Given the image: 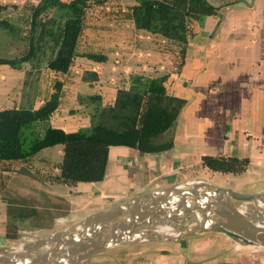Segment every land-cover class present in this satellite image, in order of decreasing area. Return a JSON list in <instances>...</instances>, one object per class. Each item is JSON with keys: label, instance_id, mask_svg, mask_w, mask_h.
Wrapping results in <instances>:
<instances>
[{"label": "crops", "instance_id": "obj_1", "mask_svg": "<svg viewBox=\"0 0 264 264\" xmlns=\"http://www.w3.org/2000/svg\"><path fill=\"white\" fill-rule=\"evenodd\" d=\"M134 1L111 0L105 8ZM207 2L213 10L194 21L182 51L130 20L108 13L90 18L48 125L66 133L88 128L94 106L87 98L99 96L110 104L119 88L146 90L162 78L167 94L184 100L172 146L159 152L111 146L100 181L65 184L23 170L14 173L0 193V249L25 233L36 235L33 240L44 238L138 194L188 187L198 182L199 173L212 177L207 182L241 193H264V0ZM87 53L104 58L94 60ZM43 66L29 91L26 69L0 64V107L37 108L51 89L46 62ZM205 155L235 157L243 168L238 173L208 170L202 166ZM62 156V144L49 146L34 165L56 174ZM14 180L23 187H12ZM10 192L39 213L18 222L15 239L7 237ZM242 243L218 232L149 238L114 246L79 264H264V247Z\"/></svg>", "mask_w": 264, "mask_h": 264}, {"label": "trees", "instance_id": "obj_2", "mask_svg": "<svg viewBox=\"0 0 264 264\" xmlns=\"http://www.w3.org/2000/svg\"><path fill=\"white\" fill-rule=\"evenodd\" d=\"M109 1L37 0L22 11L14 4H0V27L26 29L29 40L26 54L17 58L0 57V64L16 68L24 62L45 58L44 70L52 77L50 93L37 108L0 107V193L10 174L20 170L47 182L100 181L105 175L111 146H128L142 152L171 148L184 100L167 94L162 78L153 79L146 90L121 87L110 104L104 105L99 96L87 98L94 106L88 128L66 133L48 125L60 104L64 76L79 55V44L93 15L108 13L118 21L130 20L137 29L157 33L167 39V46L182 51L194 21L213 10L207 0H135L107 10ZM13 13L16 18L20 13L26 14L27 19L23 17L13 23L8 19L15 16ZM87 56L94 60L104 58L91 53ZM56 144L63 145L62 160L56 166L58 173L36 168L37 154ZM202 166L222 173H238L243 168L242 161L235 157L209 155L202 156ZM8 204L7 237L15 239L18 222L30 216L39 217V213L25 199L11 198Z\"/></svg>", "mask_w": 264, "mask_h": 264}, {"label": "water", "instance_id": "obj_3", "mask_svg": "<svg viewBox=\"0 0 264 264\" xmlns=\"http://www.w3.org/2000/svg\"><path fill=\"white\" fill-rule=\"evenodd\" d=\"M241 207L254 212L255 225L248 228L239 220L226 219ZM167 223H176L186 231L165 237L153 230L154 226ZM208 232L264 247V193H241L203 181L188 187L173 185L145 192L44 238L0 249V264H79L117 245Z\"/></svg>", "mask_w": 264, "mask_h": 264}, {"label": "rangeland", "instance_id": "obj_4", "mask_svg": "<svg viewBox=\"0 0 264 264\" xmlns=\"http://www.w3.org/2000/svg\"><path fill=\"white\" fill-rule=\"evenodd\" d=\"M0 1L3 3H7V4H14L17 7H19L20 11H22L26 7L30 6L31 4L37 3V0H0ZM55 11H52V12L50 11L51 12L50 14L56 13ZM13 14L15 15V13H13ZM23 15L24 14L20 13V15L17 16L18 18H16V15H15L14 17H9L8 19L12 20L13 23H17L16 21H19V20L21 21L23 19V17L25 19H27V17H25L26 14L24 16ZM28 44H29V40H28L26 29L23 30L21 28V30H20V29H18L17 26H13L12 28L0 27V57H2V58L21 57L27 53ZM44 64H45V58L40 59L38 62H24V63H22L21 66L24 69H26V71H27V83H28L27 89L29 91L34 90V87H35L37 80H38L37 78L39 76V72L42 71ZM47 75H48V73H47ZM45 77H46V75H45ZM47 78H50L49 79L50 81L52 80V77L49 75ZM20 171H22V170H20ZM14 173H16V172H14ZM14 173H11L10 177H12L14 175ZM198 178H200V179H198L197 181L201 180L203 182H207L208 181L207 179L212 178V177H209V175L207 173H199ZM9 182H10V178H9L7 183H9ZM12 187L20 189L23 187V185H21L19 181H15V183L13 184ZM10 191H12V188ZM8 195L10 197H12V199L13 198L21 199L16 194L13 196V194H11V192ZM247 209L248 208H246V207L240 208L241 211H245ZM168 227H169V224L167 223V224H163V225L154 226L153 230L155 232H157L158 234L165 236V237H175V236H178L179 233L182 232V230L178 229V228H172L168 231ZM24 235H26L27 238H34L36 236V235H34V234L32 235L30 233H28V234L25 233ZM24 240H26V239L23 237L18 239V240H15L13 242V246L24 242Z\"/></svg>", "mask_w": 264, "mask_h": 264}, {"label": "bare ground", "instance_id": "obj_5", "mask_svg": "<svg viewBox=\"0 0 264 264\" xmlns=\"http://www.w3.org/2000/svg\"><path fill=\"white\" fill-rule=\"evenodd\" d=\"M226 219H234V221H237L239 220L241 223H243L245 226H247L249 228V226H253L256 224V218H255V215H254V212L251 210V209H247L245 211H239L237 214H229V216H227ZM207 221H210V218H206ZM172 228H178V229H181L183 233L184 231H186L185 228L177 225L176 223H172L169 225L168 227V231ZM167 231V232H168ZM166 232V233H167Z\"/></svg>", "mask_w": 264, "mask_h": 264}, {"label": "built area", "instance_id": "obj_6", "mask_svg": "<svg viewBox=\"0 0 264 264\" xmlns=\"http://www.w3.org/2000/svg\"><path fill=\"white\" fill-rule=\"evenodd\" d=\"M23 238H25L26 240H24V242H28V241H32V238H27L26 235L23 236Z\"/></svg>", "mask_w": 264, "mask_h": 264}]
</instances>
